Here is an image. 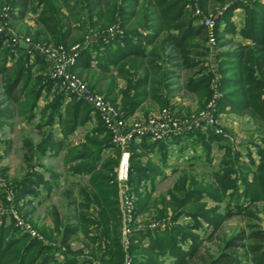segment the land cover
<instances>
[{
    "label": "trees",
    "instance_id": "trees-1",
    "mask_svg": "<svg viewBox=\"0 0 264 264\" xmlns=\"http://www.w3.org/2000/svg\"><path fill=\"white\" fill-rule=\"evenodd\" d=\"M11 6L18 9V15L12 9V14L0 16L5 22L25 18L30 12L37 14L38 29L32 34L35 42L40 43L44 37L45 42L56 47L81 46L73 71L87 82L91 92L104 95L125 118L143 109L148 100L161 108L171 106L173 110L176 107L172 106L169 77L173 74L170 72L173 57H177L178 68L189 71L178 92L198 99L202 109L197 114L206 109L215 97L217 85L216 75L207 60L208 30L199 23L197 12L216 13L217 37L222 35L224 39L228 33L233 38L241 36L235 41L236 48L219 54L217 89L222 94L216 112L238 111L252 117L261 131V140L253 142L257 157L248 150L247 162L229 139L214 131L208 136L202 130H194L161 141L146 136L132 140L130 184L136 193L132 215L133 218L143 215L147 219L144 227L132 229L126 245L115 169L121 150L86 98L72 93L74 101L64 105L66 94L58 92L47 122L37 126L42 134L45 126H50V130L37 144L30 138L24 140V162L31 180L43 185L51 195L54 182L50 179H59L60 175L43 165L51 177L44 178L45 172L36 170L41 165L38 160L49 150L59 155L71 134L79 125H86L95 113L97 126L88 130L84 142L70 146L64 157L71 175L88 177V184L69 181L65 190V195L73 198L69 206L75 207L76 222L67 223L58 207H52L49 214L54 227L47 224L34 227L50 243L27 232L19 235L16 228L2 222L0 264H125L129 258L130 264H167L168 259L169 264H244L245 261L264 264V221L263 224L246 222L245 228L224 233L225 222L236 215L247 217L249 211H253L251 219L258 220L260 216L254 213L259 212L260 203L264 202V0H0V11ZM238 8L243 9L245 15L240 30L232 20ZM92 34L96 38H90ZM0 36V51L4 39L7 43L0 62V82L6 85L7 98L18 103L26 97L24 93L34 80L35 66L42 65L35 79L48 80L45 61L37 55V61L30 63L29 52L17 46L15 51H23L25 59L20 65L11 66L8 61L16 52L6 36L3 33ZM231 39H227L223 47ZM56 82L59 80L52 79L45 84L52 87ZM45 84L37 88L32 98L41 96ZM30 104L32 108L37 105L35 99ZM12 116L11 108L0 109L1 121L10 120ZM56 123L60 125V138L55 137L53 130ZM195 140L203 142V154L208 156V162L212 161L213 147L225 149L229 155L223 156L225 160L220 163V169L213 172L214 179L186 170L195 168V163L190 162L175 170L184 173L173 187L165 194L155 195L157 177L167 176L171 145L181 143L179 151H184ZM107 148L113 150L103 157L102 152ZM24 182L14 181L17 203L29 194L34 201L39 194L36 188L28 189ZM0 196L7 204L5 193L1 192ZM209 200L217 205L225 204L226 208L223 212L220 206L208 209ZM182 216L190 217L191 221L180 223ZM166 218L172 224L163 229L160 223L168 220ZM202 220L210 228L206 236L199 233ZM216 235L220 245L213 252L206 243ZM76 241L82 244L75 247ZM58 252L63 258L56 255Z\"/></svg>",
    "mask_w": 264,
    "mask_h": 264
},
{
    "label": "rangeland",
    "instance_id": "rangeland-1",
    "mask_svg": "<svg viewBox=\"0 0 264 264\" xmlns=\"http://www.w3.org/2000/svg\"><path fill=\"white\" fill-rule=\"evenodd\" d=\"M11 9V10H10ZM15 15H18V9L15 7H8L7 9L0 11V16L2 15H10L13 13V10ZM12 11V12H11ZM4 12V13H3ZM199 17V23L205 25L207 19H211L215 22V26L217 24V14H211V15H204L201 11L197 12ZM244 11L243 9H236L235 14L232 17V20L237 22V29L240 30L242 28L243 20H244ZM7 27L10 28L12 32H14L17 36L21 37H30L32 41L35 32H37L38 24H37V14L30 12L26 15L25 18H13L12 20L8 21L6 23ZM206 26V25H205ZM31 33V34H30ZM222 35H218L217 42L215 45V49L213 52V56L211 58V65L209 64V58L210 56V50L207 54V60H208V66L213 68L215 71V75L217 76V80L220 78L218 74V61L221 60L219 58L220 52H224L227 50H232V48H236V39H241V36H236L233 38L231 34H226L225 38L222 39ZM1 38V36H0ZM92 39L96 38L94 34L90 37ZM232 38V39H231ZM231 41L226 44V46L223 44L226 42V40ZM39 43V42H37ZM41 44L47 45L50 47L51 50H58L56 46H54L52 43L45 42L44 37L40 41ZM7 43L5 42V39L3 41V44L1 46L2 51H0V62L3 60V56L5 55L4 48H6ZM26 45H21L20 48H27ZM209 47V45H208ZM28 51V50H27ZM2 52V53H1ZM23 51H17L15 55L13 56V59L9 60L11 66H18L22 62H24L25 59V53H21ZM31 55V54H30ZM177 57H173L170 61V72H173L172 75L169 77L171 78L172 84H171V95L175 97L182 96L180 101H172V106H176L173 109V116L175 118H179L182 120V118H189L190 120H194L198 117L199 114H197L202 108L198 104V99L195 98L193 95H188L181 93L175 94L174 90L175 88H180L184 82L186 81V78L188 77L189 71L186 70L184 67H177ZM37 61V56H31L30 63ZM45 69L48 73V80L43 79V81H40L38 79H35L40 73L41 66H35L33 68L34 71V80L30 83L29 89L24 93L26 97L18 103L14 101H10L7 98V95L5 94L6 91V85L0 82V109L3 110L4 108H11L13 111L12 119L1 121L0 123H3L0 125V193L4 192L6 200H8V203L6 204L4 201V198L0 196V224L2 222L5 223L6 226L10 228H16V233L19 235L24 234L25 232L29 233L30 236H34L39 240H42L44 242L50 243V241L46 238H44L43 235H41L35 227V225L43 226L44 224L54 227L53 223V217L49 214L51 211V208L56 206L60 210V213L65 216V221L74 223L76 222V213H75V207L73 205L69 206L70 200H73V198H68L65 195V190L68 188L69 181L70 182H82L83 184H88V177L83 175L73 176L71 173L67 171V166L64 161L65 154L67 153L70 146L78 145L81 142L85 141L86 133L89 129L94 128L97 126L95 123L96 121V115L95 113H92L93 117L86 123V125H79L77 130L71 134L69 142L65 145V148L59 153V155H55L53 150H49L45 156L41 158V160H38V163H41L39 167H37V171L45 172L46 176L44 178L50 179L51 177L49 172L44 170L45 166H48V168H52L54 172L60 175L59 179H50L52 182H54L53 186V192L51 195H48V190L44 188L43 185L39 186L38 183H34L31 180V177L28 175V166L24 162V140L31 139L34 141L35 144L39 143L43 136H45L46 132L50 130V126H45L44 128V135L42 134V130H38L37 126L39 124H43L47 122L49 118V110L52 105V101L55 99V94L58 92H63V94H66L64 97V105L70 104L74 101V98L72 97V92L69 91L66 84L63 82L62 79L55 77L54 75V69L52 66L44 60ZM28 75V74H27ZM26 77V76H25ZM58 79L59 82H56L52 87L46 86V82L49 80L52 81ZM24 83V81H23ZM219 81L215 82L216 91H215V98L214 100H218L221 96V92L218 87ZM44 85V88L42 90L41 96L39 98H32L34 95H36V92L39 90L40 86ZM71 95V96H70ZM186 96V97H185ZM32 99H35L37 105L35 108L31 107L30 102ZM210 104V103H209ZM165 108H172L165 107ZM161 109L160 106L155 104L153 109H142V111L136 113L132 117L127 118V122L129 126H132L134 122L137 120L147 118L151 115H154L159 112ZM139 111V110H138ZM217 113V114H216ZM215 113V124L214 126H210L208 124L200 125L194 127V130H202V132L205 134V136H208L212 131L216 132L218 135H222L224 138L229 139L232 143V146L242 154V160L247 162L249 158H247V152L248 150H252L254 152L255 157L256 155V148L253 146V142H260L261 140V131H259L257 127L256 121L250 117L243 115L242 113L238 111H228V110H222L220 112ZM33 115V118L31 116ZM56 119V118H55ZM53 130L55 132V137L60 138L58 133H60V125L56 123L53 127ZM171 139V138H170ZM203 142L194 141L191 144H188L189 147L185 151H179L180 145H177V152H172L169 155L168 158V167L173 168L175 164L186 165L187 163H195V168H187L189 172H192V170H195L201 177H205L208 179H214L213 172L216 170H219L220 163L223 162L225 159H223V156H229L227 154V151L225 149L213 147L211 151L212 161L208 162V156H205L204 153V146L202 144ZM187 146V145H185ZM113 149H106L102 152V156L106 157L111 153ZM121 150V149H120ZM197 156V157H196ZM103 160V158H102ZM237 162V161H236ZM102 163V162H101ZM44 165V167H42ZM116 169V168H115ZM173 171V170H172ZM171 171V173H172ZM183 171H176L172 174H169V176L165 177H157L158 184L156 189V194L161 193L165 194L167 190L175 184L176 180L180 175H182ZM162 177V178H161ZM244 177V176H243ZM18 180H24L25 184L27 185L28 189L36 188L35 191L39 194L35 196L36 199L34 201H31L33 195L29 194L25 200H28V202H25V200H19L18 203L15 201L14 198H16V190L13 187L14 181ZM241 183V180L239 181ZM118 186V182H117ZM148 186L151 187L150 184ZM119 188V186H118ZM133 188V186H132ZM32 190V189H31ZM134 195L136 194L135 191H133ZM120 195V194H119ZM136 196V195H135ZM138 199V196L137 198ZM30 200V201H29ZM136 202V200H134ZM245 200L242 199V203ZM213 206H220V211L223 212V208H226L225 204L223 205H217L216 202L209 200L208 202V209ZM255 212V211H254ZM253 211H249V214L247 217H243L240 215H236L229 220L225 222L224 226V233L231 234L233 232L238 231L239 229L246 227V222H259L260 224H263L262 221H264V202L260 203V209L259 212H255L254 214H257L260 216V218L257 219H251L250 214H252ZM25 215V217H24ZM146 216L138 215L136 218H131V220H124L123 224L125 225V222L127 221V227L131 229V231L128 233V238L130 237L132 233V229H135L136 227H144ZM147 219V218H146ZM168 220H162L161 226L163 229H165L167 226L171 225V220L169 221V218H166ZM191 218L187 216H182L179 219L180 223H187L190 222ZM202 222V228L200 229L199 233L201 235H205L210 230L208 223H206L204 220ZM158 224V223H157ZM210 232V231H209ZM35 233V235H34ZM123 233H124V226H123ZM81 236V235H80ZM129 241V240H128ZM81 242H75V247L80 246ZM207 246L213 251L216 252L220 245V239L216 235L214 239L207 241ZM58 245V244H55ZM189 244H185L186 247H188ZM62 250V249H61ZM63 252V251H62ZM56 255L59 258H63V255L59 252L56 253ZM130 259V258H129ZM171 263L170 259L167 260V264ZM244 264H253L252 262L245 261Z\"/></svg>",
    "mask_w": 264,
    "mask_h": 264
},
{
    "label": "built area",
    "instance_id": "built-area-1",
    "mask_svg": "<svg viewBox=\"0 0 264 264\" xmlns=\"http://www.w3.org/2000/svg\"><path fill=\"white\" fill-rule=\"evenodd\" d=\"M7 22L0 17V33L6 36L9 45L13 46V51L17 46L26 45L31 56L39 55L46 60L54 69V75L63 80L70 92L76 93L79 96L86 98L94 107V109L101 116L107 129L113 136V142L121 149V156L116 167V181L119 186V194L121 206L123 209L124 220H131L133 208L135 206V195L130 184L131 171V149L130 144L134 139H141L146 136L153 141H161L186 135L194 131V127L208 124L214 126L215 113L217 111V101L209 102L206 109L201 111L197 118L190 120L189 118H175L173 110L170 108H163L156 114L147 118L137 120L129 126L127 118L124 117L123 112L119 110L111 101L107 100L104 95L97 92H91L88 89L87 82L80 79L73 68L77 62L79 50L81 46L75 45L70 49L64 46L56 47L58 50H51L49 46L32 41L30 37H19L6 25ZM206 28L209 36V50L211 65V58L217 42V34L215 32V22L211 19L206 20ZM16 52V51H15ZM211 68V67H210ZM214 70L211 68V71ZM215 74V71H213ZM217 81V76L215 82ZM131 231L127 227V221L124 225L123 241L127 245L129 243L128 233ZM35 235V233H34ZM131 259H127L125 264H130Z\"/></svg>",
    "mask_w": 264,
    "mask_h": 264
},
{
    "label": "crops",
    "instance_id": "crops-1",
    "mask_svg": "<svg viewBox=\"0 0 264 264\" xmlns=\"http://www.w3.org/2000/svg\"><path fill=\"white\" fill-rule=\"evenodd\" d=\"M97 60L94 62V64H97ZM112 67H114V66H112ZM172 68V67H171ZM170 68V69H171ZM121 84H123V81L121 82ZM176 90H174V93L177 95V94H179V95H181V93L180 92H178V90L180 89V88H175ZM188 96V95H187ZM173 97V101H180L181 99V97L182 96H180V98L177 96V97H175V96H172ZM186 97V96H185ZM155 106V104L151 101V100H148L146 103H144V105H143V109H148V108H151V109H153V107ZM140 111H142V109L141 110H139V111H137L136 113H138V112H140ZM60 132V131H59ZM59 137H62V135L61 134H59ZM177 145H182L181 143L179 144V143H176V144H172L171 145V147H170V153H171V151L172 152H177L178 150H177ZM185 151V150H184ZM170 167V166H169ZM167 168L166 170V175H168L169 176V174H172V173H174L175 172V170L178 168V167H180V164H175V166L171 169V168ZM173 170V171H172ZM171 171H172V173H171Z\"/></svg>",
    "mask_w": 264,
    "mask_h": 264
}]
</instances>
